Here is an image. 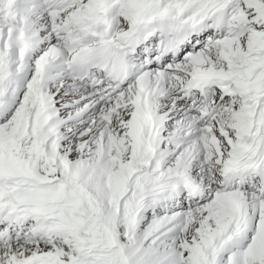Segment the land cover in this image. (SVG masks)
Segmentation results:
<instances>
[{"label":"snow or ice","instance_id":"6c2138e0","mask_svg":"<svg viewBox=\"0 0 264 264\" xmlns=\"http://www.w3.org/2000/svg\"><path fill=\"white\" fill-rule=\"evenodd\" d=\"M0 264H264V0H0Z\"/></svg>","mask_w":264,"mask_h":264}]
</instances>
